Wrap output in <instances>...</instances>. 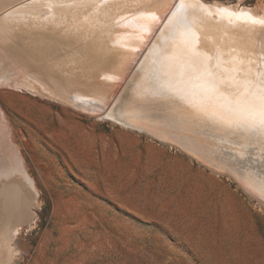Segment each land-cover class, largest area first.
<instances>
[{
	"label": "rangeland",
	"instance_id": "1",
	"mask_svg": "<svg viewBox=\"0 0 264 264\" xmlns=\"http://www.w3.org/2000/svg\"><path fill=\"white\" fill-rule=\"evenodd\" d=\"M186 1L205 10L195 47L226 65L200 70L212 114L146 76ZM0 2V189L25 198L0 264H264V189L234 176L264 179V0ZM157 150L227 181L234 220L156 180Z\"/></svg>",
	"mask_w": 264,
	"mask_h": 264
},
{
	"label": "bare ground",
	"instance_id": "2",
	"mask_svg": "<svg viewBox=\"0 0 264 264\" xmlns=\"http://www.w3.org/2000/svg\"><path fill=\"white\" fill-rule=\"evenodd\" d=\"M2 1V0H1ZM1 3V2H0ZM183 6H184V9H185V13H187V16L183 17L180 19V32H176L175 34H171L169 35L168 34H165L166 36V39H161V42L159 43V45L157 47H155L153 50H154V53L151 55V58L148 60V65H149V68H148V72L146 73V76L148 77V80L150 78L154 79L158 84L161 85V87H158V85L155 87L156 90H159L160 92L164 91V90H173L175 91L176 93H178L179 97H184L185 101L186 100H192V101H197L196 103H194L193 105L194 106H200L201 108H199L198 110L199 111H206V112H214L212 109V107L215 106L216 108V105H213L214 103H212V106H207L206 104L207 103H204V102H208V101H214L215 99V96L213 95V93H210L212 92L211 89V86L209 89L208 88V85L206 86L204 83L201 82L200 80V70L202 68H206L207 70H209V72L211 71L210 69H215V66H217V68L220 66L222 69L224 67H226V65H223V63H217V62H220V61H217L214 60V58L211 57V55L209 54H205L203 52H201V49L200 48V45H199V48L197 49L195 46L197 44V38L199 37V32L197 31V27L200 24L201 20L204 19V16L203 18L200 20V13L202 12L199 11L201 10L202 8H200V5H194V3L190 2V1H186L183 3ZM198 11L200 13H198ZM205 11V10H204ZM204 13V12H203ZM202 13V14H203ZM206 13V12H205ZM208 13V12H207ZM206 13V14H207ZM201 14V15H202ZM190 15V16H189ZM204 15V14H203ZM208 15H210L208 13ZM205 18H208L205 17ZM208 20V19H207ZM206 21V20H205ZM34 22V21H33ZM64 22V21H63ZM203 22V21H202ZM209 24V21L207 22ZM217 23V22H216ZM215 23V24H216ZM205 24V23H204ZM213 25V24H212ZM211 25V26H212ZM221 25V24H219ZM204 27V25H202ZM222 26H225V25H222ZM201 27V26H200ZM216 27V26H215ZM204 29V28H203ZM218 29V28H217ZM226 28H224L225 30ZM205 30V29H204ZM207 30V29H206ZM209 30V29H208ZM207 30V32H208ZM222 30V28H221ZM210 31V30H209ZM207 32H205L207 34ZM222 32V31H221ZM99 33V32H98ZM97 33V34H98ZM204 33V32H202ZM214 33L216 34V31H214ZM15 34V33H14ZM204 34V35H206ZM215 34H211V35H215ZM169 35V36H168ZM217 35V34H216ZM221 35V34H219ZM225 35V34H223ZM237 35V34H236ZM208 36H209V33H208ZM207 37V35H206ZM233 37V36H232ZM224 38V36H223ZM247 38V37H246ZM215 39V38H214ZM10 40V39H9ZM234 40V39H233ZM243 40V39H242ZM229 41V40H228ZM12 43V42H11ZM203 44V43H202ZM223 45V44H222ZM162 48V49H161ZM207 48V47H206ZM241 48V47H240ZM245 48V46H244ZM243 49V48H242ZM15 50V49H14ZM70 50V49H69ZM200 50V51H199ZM5 51V50H4ZM20 51V50H19ZM204 51V50H203ZM208 51V50H207ZM45 52V51H44ZM69 52V51H68ZM211 52H214V51H211ZM159 53H162L163 55H166V58L163 60V59H160L162 58L161 55H158ZM202 53V54H201ZM210 53V52H209ZM216 53V52H215ZM19 55V54H18ZM161 56V57H160ZM50 57V55H49ZM160 57V58H159ZM24 58V57H23ZM147 63V62H146ZM208 64V65H207ZM200 65V69L197 70V66ZM56 66V65H55ZM144 66V65H143ZM219 67V68H220ZM220 68V70H221ZM143 69V68H142ZM192 69V70H190ZM225 69V68H224ZM218 70V69H217ZM204 71V70H203ZM202 71V72H203ZM206 71V70H205ZM224 71V70H223ZM222 71V72H223ZM226 73H229L227 75H230L229 76V79L233 77L232 73L233 72H228L227 70H225ZM212 72V71H211ZM215 72H213L212 74H214ZM219 73V72H217ZM224 73V72H223ZM226 73L222 74L223 76L225 75V78L228 79V76L226 75ZM202 75V74H201ZM209 75V74H208ZM215 75V78H216V73L214 74ZM213 75V76H214ZM218 75V74H217ZM221 75V76H222ZM232 75V77H231ZM211 76V75H209ZM212 76V77H213ZM227 76V77H226ZM206 77V76H205ZM211 77V78H212ZM220 77V76H218ZM217 77V79H218ZM207 78V77H206ZM223 78V77H222ZM203 79V78H201ZM210 81H213L216 80H211L209 79ZM221 80V79H220ZM224 80V79H223ZM232 80V79H231ZM207 82V81H206ZM209 82V81H208ZM225 82V81H224ZM223 83V82H222ZM227 83V81H226ZM225 83V84H226ZM229 83H230V80H229ZM153 84V83H152ZM217 84V82L215 83V85ZM219 84V83H218ZM216 85L217 86H220L221 84L219 85ZM224 84V85H225ZM231 84L233 85V83L231 82ZM231 84L229 86H231ZM226 86V85H225ZM224 87V86H223ZM233 87V86H232ZM222 88V86H221ZM225 89L228 88V85L227 87H224ZM236 87L234 86V88L232 89L231 91V95L232 93H235L233 92V90L235 89ZM237 89V88H236ZM218 90V88H217ZM240 90V89H239ZM244 90V89H243ZM245 91V90H244ZM214 92V90H213ZM229 92V91H228ZM216 93V92H214ZM238 93V92H237ZM245 93V92H244ZM243 93V94H244ZM247 93V92H246ZM226 94V93H224ZM229 95V93H228ZM246 95V94H244ZM235 95H233L234 97ZM237 96V95H236ZM241 96V95H240ZM240 96H238L240 98ZM218 98V96H216ZM227 97V96H225ZM231 97V96H229ZM251 97V96H250ZM220 98V97H219ZM235 98V97H234ZM226 99V98H225ZM242 98H240L241 100ZM244 99V98H243ZM248 99V98H246ZM202 100V102L200 101ZM221 100V98H220ZM235 100V99H234ZM239 100V101H240ZM219 101V100H218ZM230 101V100H228ZM233 101V99H232ZM237 101V100H236ZM235 101V102H236ZM242 101V100H241ZM223 102V101H222ZM225 102V101H224ZM227 102V101H226ZM225 102V103H226ZM211 102H209L210 104ZM219 104V102H218ZM223 104V107H224V103H221ZM233 104V103H232ZM261 104V103H260ZM259 104V105H260ZM192 105V104H191ZM206 105V106H205ZM211 105V104H210ZM254 105V104H253ZM263 105V104H262ZM237 106V105H236ZM264 106V105H263ZM222 107V108H223ZM98 108H102V106H98ZM190 108V107H189ZM203 108V109H202ZM212 108V109H211ZM218 108V107H217ZM216 108V109H217ZM236 109V107H234ZM239 107H237L238 109ZM263 108V107H262ZM175 109V108H174ZM173 109V110H174ZM219 109V108H218ZM231 109V108H230ZM234 109V111H235ZM236 109V110H237ZM253 109V107H252ZM178 110V108H177ZM189 110V109H188ZM188 110H185V111H188ZM225 110V109H223ZM172 111V110H171ZM170 111V112H171ZM229 111V109H228ZM244 111V110H243ZM253 111V110H251ZM177 112V111H176ZM218 113V111H216ZM227 111H225L226 113ZM232 112V111H231ZM241 112V111H240ZM246 112V111H245ZM192 114L193 112H189V114ZM239 113V112H238ZM242 113V112H241ZM240 113V114H241ZM249 113V112H248ZM263 113V112H262ZM195 114V113H194ZM169 115V114H168ZM179 115H181L179 113ZM186 115V114H185ZM193 115V114H192ZM198 115V114H196ZM217 115V114H215ZM214 115V116H215ZM228 115V113H227ZM247 115V113H246ZM249 115V114H248ZM263 115V114H262ZM108 116H111V113L109 112L108 113ZM172 116H173V112H172ZM230 116V115H228ZM245 116V115H244ZM187 117V116H186ZM213 117V116H212ZM211 117V118H212ZM256 117L258 118V116L256 115ZM181 118V116H180ZM194 118V116L192 117ZM214 118V117H213ZM218 118V116H217ZM185 119V118H184ZM187 119V118H186ZM189 121H190V118H188ZM222 119V118H221ZM220 119V120H221ZM233 119H235L233 117ZM226 120V119H225ZM160 121V120H159ZM158 121V122H159ZM162 121V120H161ZM169 121V120H168ZM180 121V120H179ZM183 121V120H182ZM193 121V120H192ZM219 121V120H218ZM217 121V122H218ZM240 121V120H239ZM254 121V120H253ZM256 121V120H255ZM263 121V120H262ZM176 122V121H175ZM160 123H164L163 121L160 122ZM169 123V122H168ZM245 123V122H243ZM165 124V123H164ZM173 124V123H172ZM220 124H221V121H220ZM229 124V123H227ZM233 124V123H231ZM238 124V123H237ZM247 124V123H246ZM171 125V124H169ZM176 124H174L175 126ZM210 125V124H209ZM212 125V124H211ZM224 125V124H223ZM248 125V124H247ZM251 125V124H249ZM4 126V125H3ZM163 126V125H162ZM215 126V125H214ZM220 126V125H219ZM245 126V125H244ZM184 127V126H183ZM199 127V126H198ZM230 127V126H229ZM167 128V127H166ZM211 128V127H210ZM216 128V127H215ZM221 128V126H220ZM223 128V127H222ZM227 128V127H226ZM231 128V127H230ZM250 128V127H249ZM217 129V128H216ZM168 130V129H167ZM221 130V129H220ZM239 130V129H238ZM249 130V129H248ZM259 130V129H257ZM256 130V132H257ZM5 131L7 132V130L5 129ZM210 131V130H209ZM212 131V130H211ZM5 132V133H6ZM198 132V131H197ZM227 132V131H225ZM224 132V133H225ZM247 132V131H246ZM4 133V131H3ZM170 133V132H169ZM187 133V132H186ZM218 133V132H217ZM229 133V132H227ZM8 135L6 134V137ZM175 136V135H174ZM222 136V135H221ZM220 137V136H219ZM2 139V138H1ZM225 139V138H224ZM229 139V138H228ZM4 140V139H3ZM6 141H9V140H6ZM2 142V141H1ZM224 142V141H223ZM256 143V141H254ZM5 143V141H4ZM260 143V142H259ZM5 144H9V143H5ZM4 144V145H5ZM3 145H1L2 147ZM3 150V149H2ZM239 151V150H238ZM252 155V154H251ZM263 156V155H262ZM8 157V155H7ZM6 158V157H5ZM4 158V159H5ZM234 158V157H233ZM238 158V157H236ZM249 158V157H248ZM250 159V158H249ZM8 160V159H7ZM247 160V159H246ZM10 161V160H9ZM8 162V161H7ZM236 162V161H235ZM238 162V161H237ZM12 163V162H10ZM249 163V162H248ZM258 163V162H257ZM239 165V163H237ZM260 164V162H259ZM262 164V163H261ZM260 164V165H261ZM12 165V164H11ZM243 165V164H241ZM256 165V164H255ZM9 167V165H8ZM16 168V167H15ZM13 169V168H12ZM262 169V168H260ZM249 170V169H248ZM256 170V169H254ZM259 169L257 168V171ZM16 172V171H15ZM14 172V173H15ZM251 172V170H250ZM253 172V171H252ZM18 173V172H17ZM256 173V172H255ZM259 173V171H258ZM263 173V172H262ZM16 174V173H15ZM257 174V173H256ZM11 175V174H10ZM249 175L251 176L250 177V180L248 179H245V178H240V177H243V175L241 173H238L237 175H234L235 178L237 180H239L240 182H242L243 184H247L249 181L251 182V180L255 179V187L257 188H261V189H264V179H260L256 176H253L249 173ZM261 175V174H260ZM264 175V174H263ZM15 176V175H14ZM259 176V175H258ZM12 180V179H10ZM24 196L22 195V192L20 191L19 187L17 186H12V185H8V186H4L0 189V219L5 223L7 221H9L10 218H17L19 217V215H21V212H22V209H23V206H24ZM10 223V222H9ZM9 226V225H8Z\"/></svg>",
	"mask_w": 264,
	"mask_h": 264
},
{
	"label": "crops",
	"instance_id": "3",
	"mask_svg": "<svg viewBox=\"0 0 264 264\" xmlns=\"http://www.w3.org/2000/svg\"><path fill=\"white\" fill-rule=\"evenodd\" d=\"M156 16H154L155 18ZM153 18L150 15L148 19ZM157 20L159 18L156 17ZM90 53L89 51H85ZM158 160L156 161L154 173L156 180L168 178L171 183L179 186L186 185L187 192L196 196L201 205L217 209L222 221L234 220L232 215L235 193L227 181L220 179L214 172L194 164L189 157L184 154H167L157 150ZM241 203V201H240ZM228 216V217H227Z\"/></svg>",
	"mask_w": 264,
	"mask_h": 264
}]
</instances>
